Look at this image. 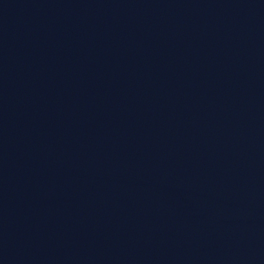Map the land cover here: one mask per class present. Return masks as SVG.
<instances>
[{
  "label": "water",
  "instance_id": "95a60500",
  "mask_svg": "<svg viewBox=\"0 0 264 264\" xmlns=\"http://www.w3.org/2000/svg\"><path fill=\"white\" fill-rule=\"evenodd\" d=\"M0 264H264V0H0Z\"/></svg>",
  "mask_w": 264,
  "mask_h": 264
}]
</instances>
